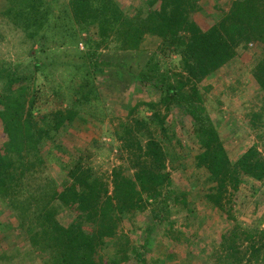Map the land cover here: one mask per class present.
<instances>
[{
	"label": "trees",
	"instance_id": "1",
	"mask_svg": "<svg viewBox=\"0 0 264 264\" xmlns=\"http://www.w3.org/2000/svg\"><path fill=\"white\" fill-rule=\"evenodd\" d=\"M3 3L0 17L23 34L34 64L24 72L11 65L0 68V203L15 219L14 230L23 233L29 256L37 264H171L176 258L162 245L160 258H148L156 226L164 228L168 243L191 247L197 231L187 236L169 220L174 213L196 219L191 191L171 189V172L182 170L184 160L167 125L176 113L190 125L197 149L190 161L204 177L205 188L197 198L217 210L225 222H237L234 209L244 180L264 187V158L253 145L236 162L230 161L205 107L210 88L202 84L239 53L251 48L261 51L251 74L259 106L250 117V129L262 133L257 139L264 141V0H232L226 12L216 7L218 15L207 28L196 21L202 12L198 0H144L133 13L122 11L114 0ZM148 37L158 39L159 45L133 77V84L158 95L154 101L126 108L125 122L119 120L112 135L101 132L120 142L118 150L130 164L114 172L109 191L87 162L90 148L72 145L71 130L88 126L102 130L104 119L114 116L115 110L106 106L94 84V77L112 65L99 63L96 51L103 46L114 54H139ZM93 46L96 50L90 52ZM58 49L83 62H42ZM48 70L68 74L66 85L79 79L64 97L59 96L61 87L53 90L64 104L53 115L41 110L38 100L43 92L35 85V76ZM97 105L98 114L83 108ZM63 139L74 153L62 146ZM104 146L92 142L98 151ZM53 162L58 166L57 177L48 171ZM148 211L152 222L141 228L136 220ZM65 212L73 216L63 225L60 218ZM233 233L227 230L204 259L201 255L195 259L202 264H264V243L251 245L243 255L239 237ZM190 258L174 264H191ZM0 260L11 262L12 258Z\"/></svg>",
	"mask_w": 264,
	"mask_h": 264
},
{
	"label": "rangeland",
	"instance_id": "2",
	"mask_svg": "<svg viewBox=\"0 0 264 264\" xmlns=\"http://www.w3.org/2000/svg\"><path fill=\"white\" fill-rule=\"evenodd\" d=\"M114 1L125 13H133V10L139 8L144 0ZM231 2L232 0H198L202 12L196 16L197 23L203 28L211 26L213 16L218 15L216 9L219 8L226 12ZM4 8L3 0H0V13ZM158 45V39L148 37L143 43L139 54H114L103 46L96 51L100 56L99 63L105 62L112 65V67L105 69L104 73L97 74L94 77V84L106 106L115 110L114 116L104 119L102 130H93L89 126L85 130L72 129L73 134L70 141L74 148H90L87 162L97 175L103 177L109 191L112 190L111 179L114 172L123 168H130V164L127 162L128 159L125 153L118 150L121 146L120 142L116 140L114 143L110 137H103L101 132L105 135H112L117 131L118 121L124 120L126 108L133 107L138 102L156 100L157 92L133 84V77L144 67ZM53 46L54 44L49 45V48L52 49ZM29 49L30 45L26 42L23 34L16 32L0 17V68L11 65L12 68H17L18 72H24L26 69L32 70L34 61L28 57ZM58 50L50 51L48 61L44 58L42 62L48 64L53 61L57 65L73 64L74 61L76 64L83 62V60L73 61L71 57L73 53L65 54L63 49ZM89 50L92 52L96 49L93 46ZM260 54L261 51L255 48L239 53L230 65L215 73L202 84L204 87L210 88L205 96V107L218 128L231 162H236L253 145L258 146V150L264 158V141L260 142L257 139V136H262V133L250 129V117L253 112L257 111L256 106H259V101L256 98L258 87L251 74L253 66L260 58ZM52 72L53 70H48L46 72L47 76L46 74L36 75L35 85L43 92L38 100L42 101L41 110L55 114L58 108L64 109V104H62L60 98L56 97L53 90L58 92L56 89L61 87L59 96L64 97L63 95L71 92V89L74 88L73 85L79 82V79L77 78L71 84L66 85L68 74L60 72L53 74ZM36 87L33 89H36ZM1 90L2 87L0 86ZM83 108L88 113L98 114L97 110L100 106H83ZM97 125L95 124V126ZM167 125L175 133L176 139L173 143L181 146L180 151L184 155V160L181 162L183 169L171 172V189L177 192L191 191L190 203L196 218L191 221L185 214L174 213L169 219L170 224L175 225L187 236H192L191 234L194 231H197L196 234L198 235L191 238V247L189 248L187 245L168 243L163 236L164 228L156 226L151 235L148 258H160L161 252L164 250L161 249L162 245L167 250L166 252H170L176 258L171 264L185 263L189 255L194 258H190L191 264H202L195 258L201 255L200 257L204 259L211 252V247L213 245L217 246L222 235L229 229L239 237L237 245L243 255H246L251 245L264 243L261 240V237L264 236V187L255 185L250 180H244L240 187L241 198L234 209L237 222L235 224L225 222V219L217 210L211 209L206 203L197 198L199 193L204 190L205 185L202 171L194 168L192 161H190L191 155L197 150L189 133L191 130L190 125L182 115L177 113L168 119ZM42 128L43 126L40 124L39 129ZM63 140L62 146L67 148L69 153H74L72 145L67 143L66 139ZM94 140L105 144L103 149H99L101 151L92 147ZM48 171L51 175L57 177L59 175L57 163L53 162ZM72 216L71 213L65 212L60 218L63 225L68 224ZM136 221L141 228L148 227L152 222L149 211L139 215ZM188 224L190 228L187 227ZM9 227L12 229L9 230ZM16 227L15 219L0 203V257L7 260L12 258L11 262L0 260V264H37L29 256L23 233L14 230ZM131 239L135 238L131 237ZM129 264L137 263L132 261Z\"/></svg>",
	"mask_w": 264,
	"mask_h": 264
},
{
	"label": "built area",
	"instance_id": "3",
	"mask_svg": "<svg viewBox=\"0 0 264 264\" xmlns=\"http://www.w3.org/2000/svg\"><path fill=\"white\" fill-rule=\"evenodd\" d=\"M82 49V48H81Z\"/></svg>",
	"mask_w": 264,
	"mask_h": 264
}]
</instances>
